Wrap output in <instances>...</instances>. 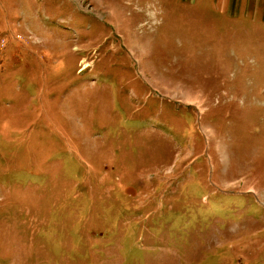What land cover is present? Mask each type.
<instances>
[{"label":"rangeland","instance_id":"obj_1","mask_svg":"<svg viewBox=\"0 0 264 264\" xmlns=\"http://www.w3.org/2000/svg\"><path fill=\"white\" fill-rule=\"evenodd\" d=\"M0 264H264V0H0Z\"/></svg>","mask_w":264,"mask_h":264}]
</instances>
